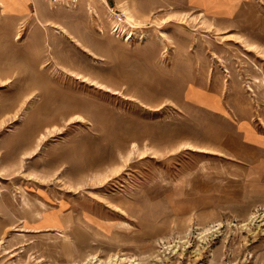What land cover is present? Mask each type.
<instances>
[{"label": "rangeland", "instance_id": "1", "mask_svg": "<svg viewBox=\"0 0 264 264\" xmlns=\"http://www.w3.org/2000/svg\"><path fill=\"white\" fill-rule=\"evenodd\" d=\"M0 52V264H264V0H0Z\"/></svg>", "mask_w": 264, "mask_h": 264}, {"label": "bare ground", "instance_id": "2", "mask_svg": "<svg viewBox=\"0 0 264 264\" xmlns=\"http://www.w3.org/2000/svg\"><path fill=\"white\" fill-rule=\"evenodd\" d=\"M69 3V2H68ZM38 21L40 22V23H42L43 21L41 20V19H38ZM51 22V21H50ZM45 23V22H44ZM49 25V24H48ZM17 28V27H16ZM22 28V27H21ZM62 28H63V32L64 33H68L69 34V36L71 37H75L74 39L75 40H77V43H79L80 44V41H79V39L76 37V36H74V34H72L70 31H68V29L67 28H65L64 26H62ZM62 32V31H61ZM63 33V34H64ZM16 35H17V37L16 38H19V37H21V29L20 28H18L17 30H16ZM68 37V36H67ZM73 40V39H72ZM248 44H250V45H254V46H259L258 44H256V43H254V42H248ZM8 45V44H7ZM10 45V44H9ZM11 46V45H10ZM9 46V47H10ZM85 46V45H84ZM6 47H8V46H6ZM9 47H8V49H9ZM3 49H6V48H3ZM7 51V50H6ZM2 52V51H1ZM0 52V53H1ZM10 52V51H9ZM4 54H6L5 52H3ZM22 54V53H21ZM30 62L32 63V64H37V61H35V60H30ZM32 72V71H31ZM2 73H3V71L2 72H0V74H1V76H2ZM30 74V73H29ZM5 78H8V76H6ZM35 78V77H34ZM33 80V79H32ZM34 82V81H33ZM30 83V82H29ZM35 83H36V81H35ZM33 84V83H32ZM37 84V83H36ZM34 85V84H33ZM27 90V89H26ZM27 95V94H26ZM25 95V96H26ZM23 96V95H22ZM39 134V133H38ZM41 134H42V132H41ZM43 134H45V133H43ZM42 136V135H41ZM40 136V137H41ZM41 138H43V137H41ZM39 140V139H38ZM36 146H38V144L36 145ZM31 147H34V145H31ZM31 147H28V148H30V149H25V152L26 153H28V152H31L32 151V149H31ZM34 149V148H33ZM35 150H36V148H35ZM33 153V152H32ZM107 176H108V174H106ZM104 176V175H103ZM264 215V214H263ZM257 216V215H256ZM253 217V216H252ZM253 219V218H252ZM252 219H250L251 221H253ZM264 219V217L262 218V220ZM204 230V234L202 235L203 236V239L204 238H207L208 236H209V232L211 231V229H210V227H206L205 229H203ZM185 244V243H184ZM174 246V245H173ZM172 246V247H173ZM171 247V248H172ZM175 247V246H174ZM174 250V249H173ZM175 250H177V249H175ZM174 250V251H175ZM171 251H172V249H171ZM89 257V258H88ZM87 257V259L84 261V262H78V261H76V262H74L73 264H110V263H112L113 261H114V259H119L120 257L119 256H115V255H110L109 256V258L107 259H103V258H101V257H99V256H97L96 254H92L91 256H88ZM122 259H123V257H122ZM129 262H130V264H138V261H136V258H130L129 259ZM113 264V263H112Z\"/></svg>", "mask_w": 264, "mask_h": 264}, {"label": "crops", "instance_id": "3", "mask_svg": "<svg viewBox=\"0 0 264 264\" xmlns=\"http://www.w3.org/2000/svg\"><path fill=\"white\" fill-rule=\"evenodd\" d=\"M249 125L245 126V122H240L238 130L247 136H250V138L245 139L246 144L253 147L255 151L262 156V161L264 162V129H262L263 132H260L251 122H249Z\"/></svg>", "mask_w": 264, "mask_h": 264}, {"label": "built area", "instance_id": "4", "mask_svg": "<svg viewBox=\"0 0 264 264\" xmlns=\"http://www.w3.org/2000/svg\"><path fill=\"white\" fill-rule=\"evenodd\" d=\"M55 1H61V0H55Z\"/></svg>", "mask_w": 264, "mask_h": 264}]
</instances>
